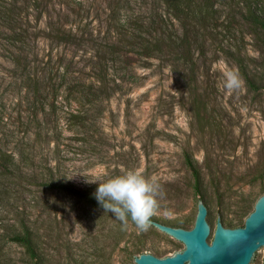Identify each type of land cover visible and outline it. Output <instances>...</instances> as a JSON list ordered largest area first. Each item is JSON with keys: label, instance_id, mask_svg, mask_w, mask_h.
Instances as JSON below:
<instances>
[{"label": "rangeland", "instance_id": "obj_1", "mask_svg": "<svg viewBox=\"0 0 264 264\" xmlns=\"http://www.w3.org/2000/svg\"><path fill=\"white\" fill-rule=\"evenodd\" d=\"M9 2L0 0V14ZM228 22L235 30L221 32L219 42L207 37L206 47L191 53L192 67L163 66L127 52L123 59L133 67L119 77L128 82L121 86L135 88L100 98L89 122L68 127L65 116L79 114L80 104L46 91L26 94L12 72L9 33L0 20V143L16 155L34 149L29 165H19L41 172L34 182L11 177L17 185L7 203L0 202V239L4 225L19 223L15 209L38 220L35 255L13 243L3 251L10 260L5 264H136L143 253L164 258L183 251L182 242L154 226L124 229L96 198L90 203L77 195L90 198L98 181L132 170L160 185L161 210L153 221L190 230L203 201L215 229L218 219L226 228L244 226L264 195V33H253L240 16ZM35 52L40 59L53 52L54 61L62 53L43 41ZM230 70L243 80L238 93L224 87Z\"/></svg>", "mask_w": 264, "mask_h": 264}, {"label": "trees", "instance_id": "obj_2", "mask_svg": "<svg viewBox=\"0 0 264 264\" xmlns=\"http://www.w3.org/2000/svg\"><path fill=\"white\" fill-rule=\"evenodd\" d=\"M8 5L10 9L0 14V20L9 33L12 72L21 77L26 94L34 98L45 91L74 98L81 110L65 116L68 127L89 122L100 98L110 99L115 93L124 95L135 88L133 84H127L130 89L121 86L128 82L119 77L120 73L127 74L133 67L123 59L127 52L146 61L157 60L163 66L182 63L192 67L193 50L206 47L207 37L219 42L223 32L232 33L235 25L228 21L237 16L255 29L253 33H264V0H10ZM38 41L49 50H61L60 57L54 61L53 52H49L40 59L35 52ZM81 59L85 63L78 69ZM53 77L60 80L59 84ZM34 152L24 148L16 155L0 143V160L9 164L0 163L1 203H7L8 191L21 177L33 182L40 178L38 170L26 172L25 166L19 165H29ZM11 177L17 181L11 182ZM77 195L90 203L95 198H86L84 192ZM14 211L19 223L15 219L3 227L0 264L10 261L3 251L13 243L35 255L38 220L18 208Z\"/></svg>", "mask_w": 264, "mask_h": 264}, {"label": "water", "instance_id": "obj_3", "mask_svg": "<svg viewBox=\"0 0 264 264\" xmlns=\"http://www.w3.org/2000/svg\"><path fill=\"white\" fill-rule=\"evenodd\" d=\"M153 226L182 242L185 248L164 258L143 253L135 257L136 264H264V195L242 227L226 228L218 219L215 229L203 201L198 204L192 229L156 221Z\"/></svg>", "mask_w": 264, "mask_h": 264}, {"label": "clouds", "instance_id": "obj_4", "mask_svg": "<svg viewBox=\"0 0 264 264\" xmlns=\"http://www.w3.org/2000/svg\"><path fill=\"white\" fill-rule=\"evenodd\" d=\"M224 87L229 93H238L243 88L239 73L227 71ZM97 181L89 180L90 183ZM98 182L95 198L106 212L114 214L124 229L134 225L138 232H148L152 228V217L160 214L161 210L160 185L155 177H145L141 172L132 170L106 182Z\"/></svg>", "mask_w": 264, "mask_h": 264}]
</instances>
